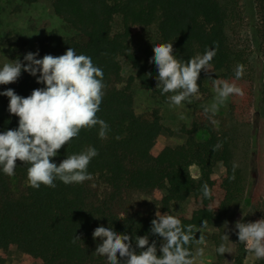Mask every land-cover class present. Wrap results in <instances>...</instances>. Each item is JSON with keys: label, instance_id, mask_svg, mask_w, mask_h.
Segmentation results:
<instances>
[{"label": "trees", "instance_id": "1", "mask_svg": "<svg viewBox=\"0 0 264 264\" xmlns=\"http://www.w3.org/2000/svg\"><path fill=\"white\" fill-rule=\"evenodd\" d=\"M254 2L259 14L258 40L264 50V0ZM51 5L68 32L52 30L42 37L37 58L63 55L69 47L77 55L90 56L103 70L105 95L97 116L110 131L106 139H100L98 126L81 130L51 158L58 165L67 155L89 146L97 149L99 154L88 166L92 179L82 184L65 185L57 180L54 189L41 185L37 190L26 186L27 167L22 162L17 161L14 176L0 170L1 252L15 247L38 264H107L105 257L94 252L100 243L92 236L96 227L110 226L131 236L134 247L136 236L148 235L149 242L155 240L159 248L162 238L150 232L155 210L169 212L174 202L194 196L200 198V206L190 216L169 215L184 226L200 228L207 221L206 227H216L218 231L211 234L215 250L225 243L222 236L231 224L237 242L232 264H243L245 246L239 243L233 217L243 206L249 186L253 90L249 52L235 34L242 18L240 0H51ZM153 24L158 38L136 48L132 27ZM163 43H173V54L181 60L214 49L211 68L244 95L230 96L221 114L200 109L185 129V142L158 148L164 130L160 107L136 113L132 84L136 80L141 88L161 94L156 89L157 69L149 59L154 55L153 45ZM122 59L130 63L134 76L121 74ZM237 65L244 67L240 79L235 77ZM41 87L36 77L22 71L17 82L0 85V92L11 88L27 97ZM8 105L9 98L0 95V132L18 127L19 118L9 113ZM203 132L206 137L198 138ZM218 163L225 173L216 178ZM192 165L198 166L199 176L192 175ZM233 165H237L235 171ZM233 175L234 180L230 179ZM205 183L211 198L202 196ZM247 207L245 218L264 219V191H250ZM75 235L81 240L73 243ZM194 244L190 245L193 253ZM225 254L216 251L212 264H223ZM255 264H264V260L256 259Z\"/></svg>", "mask_w": 264, "mask_h": 264}, {"label": "clouds", "instance_id": "2", "mask_svg": "<svg viewBox=\"0 0 264 264\" xmlns=\"http://www.w3.org/2000/svg\"><path fill=\"white\" fill-rule=\"evenodd\" d=\"M153 52L149 63H154L157 69L156 89L161 95H167L168 106L181 108L185 103L191 104L198 96L199 75L202 70L209 73L215 50L206 49L203 55L188 60L178 59L173 54V43L155 44ZM38 56L39 51L28 52L23 61L17 59L0 67V85L17 82L22 71L36 77L37 84L44 85L27 97L16 94L11 88L0 92L9 98V113L19 118L17 128L0 132V170L14 176L17 161L22 162L27 167L26 186L37 190L41 185L54 189L57 180L65 185L82 184L92 179L88 166L99 154L97 149L89 146L78 154L67 155L58 165L51 158L59 154L62 146L78 137L81 130L98 126L99 138H107L109 125L97 116L105 95L103 70L90 56L77 55L71 47L60 56L46 54L39 59ZM126 73L127 69L121 74ZM243 75V65H237L236 79ZM213 92V102L204 107L205 113L212 115L226 106L230 96L244 95L235 84L218 79H213ZM212 123L218 125V121L212 120ZM236 167L233 165V171ZM230 179L234 180L235 175ZM201 191L204 198H211L207 183L202 185ZM206 226L207 221H203L200 228L184 226L177 217L157 211L150 232L162 238L159 248L155 240L149 242L148 235L136 236L134 247L131 236L117 233L110 226H98L92 234L94 240L100 241L94 252L105 257L107 264H196L197 254L190 245L205 243ZM235 229L245 251L255 259L264 260V219L247 223L237 221ZM197 232L199 239L195 238ZM78 240L80 236L75 235L72 242ZM222 240L229 242L228 235L223 234ZM216 251L220 255L231 253L227 243L220 244ZM198 255H203V249Z\"/></svg>", "mask_w": 264, "mask_h": 264}, {"label": "rangeland", "instance_id": "3", "mask_svg": "<svg viewBox=\"0 0 264 264\" xmlns=\"http://www.w3.org/2000/svg\"><path fill=\"white\" fill-rule=\"evenodd\" d=\"M240 5L242 18L235 34L237 42L249 52L251 65V80L249 82L253 90V103L249 111L252 133L248 158L249 186L243 206L238 209L233 217L237 221H241L246 216L250 191H254L257 188L260 191H264V50L258 40L259 14L257 13L256 3L254 0H240ZM52 30H56L59 33L68 32L63 21L55 15L51 0H0V67L17 59L22 61L24 55L28 52L34 53L39 40ZM132 31L136 48L158 38L155 24L149 26L135 25L132 27ZM121 63L122 71L127 69V73L124 75L125 78L135 75V71L129 62L122 59ZM213 79L222 80L219 71L212 68L209 73L203 71L197 81L199 84L198 96L193 98L191 104L185 103L181 108H170L166 102L167 95H165L166 98H163L161 94H154L151 90L143 89L136 80L133 81L132 94L136 113H142L155 106L160 107L164 130L157 140L156 146L158 148L164 145L176 146L185 142L187 138L185 129L190 127L195 114L213 102L215 95L213 92ZM228 103L229 98L226 106L220 107L219 114L227 110ZM199 137L204 138L206 134L203 132L198 135ZM190 170L194 177L199 176L197 165H192ZM224 173V166L218 163L214 169V177L219 178ZM199 206L200 198L191 196L185 201L174 202L169 212L156 209L154 218H156L157 211L162 215L174 213L190 216ZM244 222H254V220L252 217L245 218ZM230 227L232 228L231 224L226 234L229 237V242L225 243L231 249V253L225 254L223 264H232L237 249L236 237ZM217 231L216 227H205V243L199 244L195 242L196 264H212L214 261L216 250L211 234ZM199 237L200 233L198 232L197 239ZM200 249H203L202 256L198 255ZM2 254L0 250V264H4ZM23 257L25 264L28 260L29 263L27 264L33 262L38 264V262L28 258V256ZM255 263L256 259L246 252L243 264Z\"/></svg>", "mask_w": 264, "mask_h": 264}, {"label": "crops", "instance_id": "4", "mask_svg": "<svg viewBox=\"0 0 264 264\" xmlns=\"http://www.w3.org/2000/svg\"><path fill=\"white\" fill-rule=\"evenodd\" d=\"M4 258V264H25L24 263V257L25 256L22 252H20L18 249L15 247H10L7 251H5L3 254ZM29 263L26 262V264ZM30 264H37L35 262L30 263Z\"/></svg>", "mask_w": 264, "mask_h": 264}]
</instances>
